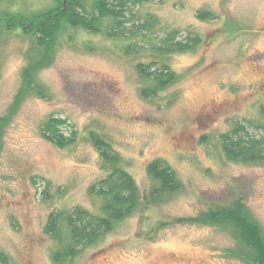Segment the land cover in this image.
<instances>
[{"label": "rangeland", "instance_id": "rangeland-1", "mask_svg": "<svg viewBox=\"0 0 264 264\" xmlns=\"http://www.w3.org/2000/svg\"><path fill=\"white\" fill-rule=\"evenodd\" d=\"M128 1L129 17L157 19L152 37L175 29L178 40L193 34L202 40L193 51L163 58L177 77L154 97L141 94L149 81L137 72L138 63L152 60L149 50L124 55L120 38L67 27L52 43L50 63L35 74L45 96L28 91L13 107L22 69L38 48L20 28L0 24V116L7 117L0 251L10 264H54L56 243L44 232L49 213L73 207L98 212L101 199L89 187L108 169L87 138L94 130L120 155L140 204L72 264H247L232 254L240 246L224 225L184 219L239 199L264 236V160H229L219 142L237 122L254 136L264 123V0ZM51 5L0 0V11L30 15ZM199 10L213 18H198ZM50 116L65 119L60 130L75 133L71 144L58 147L42 135ZM156 158L171 166L181 187L155 201L146 165Z\"/></svg>", "mask_w": 264, "mask_h": 264}, {"label": "trees", "instance_id": "trees-1", "mask_svg": "<svg viewBox=\"0 0 264 264\" xmlns=\"http://www.w3.org/2000/svg\"><path fill=\"white\" fill-rule=\"evenodd\" d=\"M86 3L87 0H52L50 7L30 15L0 11V24L6 30L20 28L32 38L38 48L36 56L22 69V84L15 95L13 107L28 91L45 96L43 87L35 81V74L50 63L52 43L67 27L79 28L89 33H102L108 38H120L124 41V55H138L141 50H149L153 56L152 60L137 64V72L149 81V85L141 90L144 97L156 96L176 80L175 71L164 57L171 53L193 51L202 42L198 34L178 40L175 29L167 31L164 36L152 37L157 19L151 14L145 15L142 21L134 20L131 13L129 17L127 11L131 10L128 0H91L88 9ZM196 16L202 20L213 18V14L208 10H199ZM105 21L108 24H105ZM129 21L132 24L127 26ZM261 114L264 118V106L261 108ZM6 122L7 117L0 116V148L2 130ZM65 123L64 118L50 116L42 124L41 133L56 146H67L74 141L75 133L64 135L60 126ZM256 126L261 130L258 136L252 135L241 122L219 135V142L227 159L247 163L264 160V123ZM87 138L97 149L102 163L108 169L103 178L89 187V191L98 196L101 203L98 212L73 207L49 213L44 232L56 243L50 253L54 264H72L85 247L94 245L106 233L112 231L117 222L132 214L140 204L137 185L130 173L120 166V155L96 131L89 130ZM146 171L155 182L150 193L155 201L181 187L177 174L163 159L149 161ZM184 220L224 225L240 246L233 250L234 256L247 264H264L263 233L239 199L231 201L228 205L216 206L197 216L186 217ZM0 264H10L9 256L3 251H0Z\"/></svg>", "mask_w": 264, "mask_h": 264}]
</instances>
